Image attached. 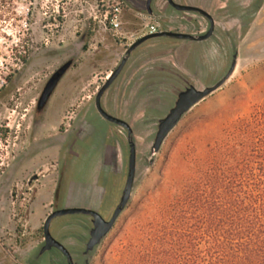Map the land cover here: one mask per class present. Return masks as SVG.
Segmentation results:
<instances>
[{"label": "rangeland", "instance_id": "obj_1", "mask_svg": "<svg viewBox=\"0 0 264 264\" xmlns=\"http://www.w3.org/2000/svg\"><path fill=\"white\" fill-rule=\"evenodd\" d=\"M129 1L145 9V0ZM101 5V0H0V264H66L57 251L40 261L35 257L27 260L44 241L41 229L53 211L57 169L32 181V191L26 195L30 187L24 189V185L42 170L56 168L64 138L90 113L97 93L123 54L148 26L159 25L157 18L138 13L126 1L122 31L104 32L100 28ZM164 7L165 1L159 0L156 10L163 13ZM79 49L81 55L58 86L46 115L37 116V103L47 82ZM176 51L187 57L186 67L196 80L207 85H216L227 76L236 54L212 40L199 43L165 38L141 46L132 60ZM125 75L126 70L115 85ZM150 79L158 95L152 102L150 118L157 120L163 116L161 112L176 104L185 83L173 80V76L166 83L160 77ZM258 107H264V10L240 45L237 73L183 118L153 157L152 166L149 160L155 127L134 126L139 156L136 188L90 264H129L130 253L141 248L160 209L173 200L175 174L213 144L225 127L249 117ZM88 124L84 135H76L66 144L59 171L60 208L68 202L71 185H90L102 151L111 146L113 126L98 113ZM103 183H107L106 189L124 187L115 176L105 177ZM111 199L107 197V205ZM24 205L27 210L22 214ZM109 211L104 206L101 215L108 219ZM87 219L83 215L59 218L52 225V234L63 241L61 227ZM78 260L85 264V258Z\"/></svg>", "mask_w": 264, "mask_h": 264}, {"label": "water", "instance_id": "obj_2", "mask_svg": "<svg viewBox=\"0 0 264 264\" xmlns=\"http://www.w3.org/2000/svg\"><path fill=\"white\" fill-rule=\"evenodd\" d=\"M126 1L132 4L138 13L157 18L160 31L140 38L126 50L110 78L97 93L93 108L89 109L90 113L79 120L71 135L64 138L56 168L50 167L42 170L40 175L34 176L33 182L56 172L57 169L58 181L53 197V211L44 224V241L27 260L35 257L40 261L44 255L57 251L66 264H80L79 257L85 258V264H90L93 255L129 206L136 188L139 156L134 126L155 127L150 151L152 160H149V165L152 166L153 157L161 152L164 143L183 118L195 106L222 89L237 73L240 45L264 9V0H164L165 10L161 13L156 10L159 0H145V9L136 8L135 3L129 0H123L124 4ZM219 4L222 6H218ZM165 38L199 43L216 41L223 48L228 47L236 51L233 65L223 80L216 85H207L196 80L187 69L188 59L185 55H180V51L162 57L139 56L132 60L138 48L150 41ZM85 39L86 36L83 37L81 45ZM80 55L81 49L49 79L37 103V116L43 118L46 115L58 86ZM125 70L123 80L115 85ZM172 76L173 80L184 81L183 92L173 107L161 112L162 117L153 120L150 118V108L158 95L153 91L150 78L160 77V80L166 83L171 81ZM95 113L113 126V129H110L111 146L102 151L90 185H71L68 190V202L65 208H60L59 171L66 144L72 137H80L86 133L89 128L88 120ZM136 117H139L138 120H135ZM112 176L119 177L124 187L106 189L107 183H103V179ZM107 197L112 198L109 205ZM104 206L110 210L108 219L101 215ZM77 215L87 216L88 219L61 227L63 241L53 236L51 228L57 219Z\"/></svg>", "mask_w": 264, "mask_h": 264}, {"label": "trees", "instance_id": "obj_3", "mask_svg": "<svg viewBox=\"0 0 264 264\" xmlns=\"http://www.w3.org/2000/svg\"><path fill=\"white\" fill-rule=\"evenodd\" d=\"M188 165L129 264H264V107Z\"/></svg>", "mask_w": 264, "mask_h": 264}, {"label": "built area", "instance_id": "obj_4", "mask_svg": "<svg viewBox=\"0 0 264 264\" xmlns=\"http://www.w3.org/2000/svg\"><path fill=\"white\" fill-rule=\"evenodd\" d=\"M101 18L100 28L104 32H114L119 34L123 29V0H101ZM98 19V18H97ZM160 31L158 24H153L147 27V31L140 37L149 34H156Z\"/></svg>", "mask_w": 264, "mask_h": 264}, {"label": "flooded vegetation", "instance_id": "obj_5", "mask_svg": "<svg viewBox=\"0 0 264 264\" xmlns=\"http://www.w3.org/2000/svg\"><path fill=\"white\" fill-rule=\"evenodd\" d=\"M123 13H124V12H123ZM123 15H124V14H123ZM32 184H33V183H32V179L28 180L27 183H25V185H24V189H27V187L33 186ZM28 191H32V188L30 187V189H27L23 195H26ZM34 193H35V192H33L32 194H30V195L32 196V199H30V201H32V200L34 199ZM26 207H27L26 205L23 206V208H22V210H21V213H22V214H24V213L26 212V210H27ZM41 231H42L43 234H44V227L41 229Z\"/></svg>", "mask_w": 264, "mask_h": 264}, {"label": "crops", "instance_id": "obj_6", "mask_svg": "<svg viewBox=\"0 0 264 264\" xmlns=\"http://www.w3.org/2000/svg\"><path fill=\"white\" fill-rule=\"evenodd\" d=\"M263 10H264V9H263ZM262 12H263V11H262ZM262 12H261V13H262ZM171 60H172V62H173V57H171ZM181 70H184V69L181 68Z\"/></svg>", "mask_w": 264, "mask_h": 264}]
</instances>
